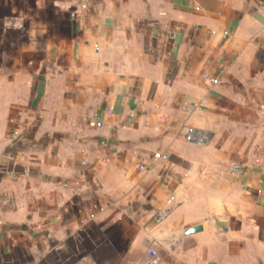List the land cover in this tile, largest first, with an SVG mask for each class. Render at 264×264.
<instances>
[{"label":"crops","instance_id":"obj_1","mask_svg":"<svg viewBox=\"0 0 264 264\" xmlns=\"http://www.w3.org/2000/svg\"><path fill=\"white\" fill-rule=\"evenodd\" d=\"M151 251L264 264V0H0V264Z\"/></svg>","mask_w":264,"mask_h":264},{"label":"built area","instance_id":"obj_2","mask_svg":"<svg viewBox=\"0 0 264 264\" xmlns=\"http://www.w3.org/2000/svg\"><path fill=\"white\" fill-rule=\"evenodd\" d=\"M192 133V131L191 130H189V134H191ZM188 138H190V136L188 135ZM151 253V260H150V264H156V262H157V257H156V255H155V253L153 252V251H151L150 252Z\"/></svg>","mask_w":264,"mask_h":264},{"label":"water","instance_id":"obj_3","mask_svg":"<svg viewBox=\"0 0 264 264\" xmlns=\"http://www.w3.org/2000/svg\"><path fill=\"white\" fill-rule=\"evenodd\" d=\"M197 229H199L198 227H193L191 229H189L188 231H196Z\"/></svg>","mask_w":264,"mask_h":264}]
</instances>
